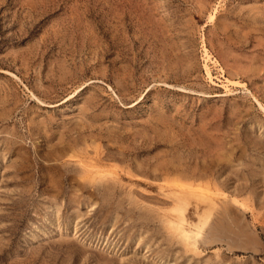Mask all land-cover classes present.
<instances>
[{"label":"rangeland","instance_id":"374dc122","mask_svg":"<svg viewBox=\"0 0 264 264\" xmlns=\"http://www.w3.org/2000/svg\"><path fill=\"white\" fill-rule=\"evenodd\" d=\"M261 105L264 0H0V264H264Z\"/></svg>","mask_w":264,"mask_h":264},{"label":"bare ground","instance_id":"6f19581e","mask_svg":"<svg viewBox=\"0 0 264 264\" xmlns=\"http://www.w3.org/2000/svg\"><path fill=\"white\" fill-rule=\"evenodd\" d=\"M214 17V16H213ZM205 48V47H204ZM204 53H205V58H206V61H209L210 62V60H211V56H210V53H209V51H208V49L207 48H205L204 49ZM205 61V62H206ZM207 64V63H206ZM206 66V65H205ZM206 68H207V72H208V74H209V76L210 77H212L211 76V73H210V71H209V68L206 66ZM214 83V82H213ZM223 83H224V87L227 89V91L228 92H232V89H231V86H233V84H237V83H235L234 81L232 82L231 80H229V79H224V81H223ZM235 87V86H234ZM260 107H262V109L264 110V106L263 105H261ZM203 143V142H202ZM98 150V149H97ZM220 162V161H219ZM227 162V161H226ZM104 181V180H103ZM189 182V181H188ZM219 187V186H218ZM174 194V193H173ZM176 196V195H175ZM178 197H179V195H178ZM165 205V204H164ZM164 214V213H163ZM161 217V216H160ZM163 217V216H162ZM162 225V224H161ZM163 226V225H162ZM168 233V232H167ZM170 239V238H169ZM140 244V243H139Z\"/></svg>","mask_w":264,"mask_h":264}]
</instances>
